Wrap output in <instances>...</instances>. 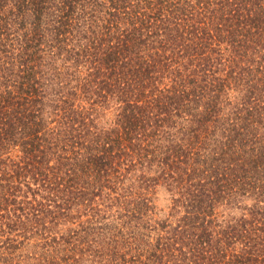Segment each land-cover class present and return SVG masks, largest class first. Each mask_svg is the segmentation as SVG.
Here are the masks:
<instances>
[{
    "label": "trees",
    "instance_id": "obj_1",
    "mask_svg": "<svg viewBox=\"0 0 264 264\" xmlns=\"http://www.w3.org/2000/svg\"><path fill=\"white\" fill-rule=\"evenodd\" d=\"M0 264H264V0H0Z\"/></svg>",
    "mask_w": 264,
    "mask_h": 264
}]
</instances>
